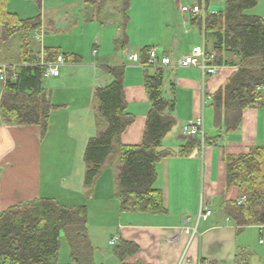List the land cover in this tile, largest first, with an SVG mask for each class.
Here are the masks:
<instances>
[{
	"label": "crops",
	"instance_id": "0c3cea01",
	"mask_svg": "<svg viewBox=\"0 0 264 264\" xmlns=\"http://www.w3.org/2000/svg\"><path fill=\"white\" fill-rule=\"evenodd\" d=\"M69 1L65 5L67 9H75L76 7L71 4L72 0ZM81 1L83 5L78 10L79 17L85 24L88 22L93 24L94 19L86 20L84 17V13H88V18H92L91 8L86 5V0ZM225 1L208 0L207 5L203 6V11L208 14L219 12L223 9ZM16 2L19 1L11 0L6 9L20 20L39 15L14 10L12 5ZM41 3L43 8L44 1L41 0ZM188 3L199 5L202 4V0H157L160 18L155 36L148 38L149 32L145 34L148 31L145 23L132 24L130 28H126V39L122 43L118 41L116 33L118 31L114 28L120 23L117 19H113L114 26L107 19L109 16L119 17V11L109 9L106 17L103 18L104 23L93 29L94 37L91 43L93 47L98 48V51L92 50V59L89 61H84L76 51H61L56 47L57 45L50 46L49 49L61 51L64 63L69 62L71 56H77L81 62L71 63L68 66L64 63L59 65L58 77L50 79L60 77V67L69 73L71 79L65 78L62 83L58 81L56 87H44L45 79H42V87L50 92L51 103L60 107L50 113L48 131L43 138L39 127L6 124L1 120L0 115V214L14 205L47 197V192L50 191L46 186L43 188L45 194H41L43 175L40 166L42 144L49 136L46 163L51 161L49 156L52 147L57 146V140L63 142L64 139L71 140L66 142L69 147L72 146L69 153L74 154L71 158L74 157L78 161L81 159L83 163L87 140L104 128V123L98 121L96 117L93 91L95 87L108 85L112 78L103 73L101 67H124V97L127 112L134 116V122L121 135L120 141L125 146L141 144L150 108L143 87V77L145 73L152 75L155 67H147L140 62L132 63L126 56L127 53L137 54L142 61L140 58L142 49L156 48L159 56H166L171 61L169 66L162 67L161 94L164 99L174 101L172 114L176 119V125L160 144L162 150L171 151L173 155L162 159L155 167L157 179L154 187L162 192L165 212L149 214L129 211L123 214V217H129L126 219L128 221L124 222L120 212V200L115 185L116 171L113 165L102 168L90 192L86 191L83 184L84 163L78 165L75 171L68 170L61 179L76 180L70 181L74 184V188L69 186L65 193L64 191L61 193L64 196L61 201L67 207L82 206L83 202L79 203V200L88 193L91 200L95 199L99 202L98 207L112 206L118 222L115 223L112 229L113 235L107 242L109 244L111 238L117 237L118 242L134 244L137 253L127 259L129 264H175L182 255L190 259L208 260L212 264H248L243 258L246 250L258 255L256 264H264V225L245 226L244 238L240 241L237 235L239 227L224 212V206L229 202L237 201L239 195L235 187L226 184L223 162L224 154L239 155L246 153L253 146H264V108L245 110L239 129L235 133L224 134L223 128L215 127L211 97L237 68L220 66L217 67L214 75L204 76L199 68L177 67V60L187 55L191 48L203 46L204 49L210 50L213 43L210 36L204 37L201 28L197 25L196 20L199 16L181 11L183 6H192L187 5ZM259 3L260 0L258 5ZM258 5L246 14L264 19L263 10L260 14L257 13ZM40 17L41 31L34 32L33 35L42 44L44 21H47L52 29L59 31L62 20L52 16L44 19L41 13ZM64 18L65 29L78 25V20ZM129 24L131 22H128L127 26ZM111 27L115 31H112ZM82 30L81 28L80 31ZM136 34L141 36L136 38L134 37ZM46 49L48 48L40 46L38 51L32 50L39 52L42 61ZM19 50V35H15L7 43H0V67H11L17 72L21 67ZM71 75L73 77H70ZM4 76L6 79V71ZM70 81L71 86H66ZM4 84L5 80L0 81V99ZM62 91L67 93V97L63 99L58 97V93ZM192 123H199L204 138L209 140L206 144L201 142L200 146L195 147L188 155L180 156L178 150L189 140L194 139L187 137L182 131L184 126ZM71 131L74 138H71ZM217 136L220 138L214 143L213 139ZM52 141H56V144H52ZM48 171L50 169L47 166L46 172ZM204 210L211 211V215L206 219L199 216ZM184 227L190 230L196 228L197 234L189 237L184 234ZM257 237L259 241H256Z\"/></svg>",
	"mask_w": 264,
	"mask_h": 264
},
{
	"label": "trees",
	"instance_id": "16d2710c",
	"mask_svg": "<svg viewBox=\"0 0 264 264\" xmlns=\"http://www.w3.org/2000/svg\"><path fill=\"white\" fill-rule=\"evenodd\" d=\"M9 0H0V43L9 42L20 36L17 72L6 67V79L0 99L1 120L18 127L37 126L43 138L49 127V116L60 107L51 103L50 92L42 87L44 66L53 64L61 52L46 49L42 61L39 52L31 49V36L41 31L40 15L20 20L6 11ZM39 6L41 0H34ZM205 0V5H207ZM96 19L107 7L119 11L121 17L119 42L126 39L129 18V0H86ZM258 0H226L219 12L197 18L205 38L213 39L207 57L211 64L236 67L211 97L213 121L224 134L238 131L243 112L247 109L264 108V96L257 88L264 86V19L246 14L256 8ZM152 48L140 51L141 65L149 66L148 54ZM73 63L81 59L71 56ZM151 67V66H150ZM100 70L112 78L106 86L93 91V101L98 121L104 128L90 137L83 152L86 191L90 192L102 168L113 165L115 185L120 200V212L161 214L165 212L162 192L154 187L157 179L156 164L173 155L162 150L160 144L167 133L176 125L174 101L162 97V67H155L152 75L145 73L143 87L150 108L140 145L125 146L120 138L133 124L134 116L127 112L124 97V67L104 66ZM220 138H214V143ZM209 139L203 138V144ZM198 138L189 140L178 150V155H188L200 146ZM225 181L235 187L245 203L237 201L224 206L225 214L236 226L243 229L248 225H264V146H253L244 154L223 155ZM238 232V231H237ZM63 233L74 264H94L93 248L87 236V212L85 206L67 207L55 200L41 198L9 207L0 214V264H57L59 238ZM137 253V247L119 241L115 255L121 264Z\"/></svg>",
	"mask_w": 264,
	"mask_h": 264
},
{
	"label": "rangeland",
	"instance_id": "374dc122",
	"mask_svg": "<svg viewBox=\"0 0 264 264\" xmlns=\"http://www.w3.org/2000/svg\"><path fill=\"white\" fill-rule=\"evenodd\" d=\"M9 0L7 4L10 2ZM19 2L13 3L12 7L14 10L21 12H24L26 14L29 13H36L37 15L41 13V15L47 18L48 16L57 17L58 19L62 20V24L59 25L60 29L59 31L52 29L47 21H44V32H43V40L42 44L35 38L34 35L31 36V49H34V51H38L39 47L41 48H50V46H55L59 48L61 51H76L81 55L84 59V61H89V59H92V50L96 49L98 51L97 47L92 46V39L94 37V30L97 26L99 27L101 24L104 23L103 18L106 17V14L109 10V6H114L113 4L108 5V7L96 18L94 19L93 24L91 22L84 23L83 19L79 17L78 10L82 7V1L81 0H72L71 4H73L75 9L69 8L67 9L66 4H68L69 0H43L44 5L42 8V3H40V6L34 1V0H18ZM68 2V3H67ZM129 9L126 13L127 17L129 18V24L127 27L130 28V25L132 24H141L145 23L146 30H148L145 33V29H143L144 33L147 34L148 32V38L154 37L155 33L158 30L157 22L160 18V10L158 8L157 0H129ZM6 4V6H7ZM160 4V3H159ZM161 5V4H160ZM169 5V4H167ZM187 5H192L188 3ZM80 6V7H78ZM166 8V4L164 5ZM11 7V9H12ZM167 10V9H166ZM173 10V9H172ZM264 11V0H260V3L257 7V13L260 14L261 11ZM7 11V9H6ZM92 9H90L91 13ZM68 15H67V14ZM22 15V14H20ZM35 15V14H31ZM67 15V16H65ZM88 13H84V17L86 20L92 19L91 17L88 18ZM112 15V13H110ZM91 16V14H90ZM66 17V19L71 20H78L77 26H71L67 27L65 29V23L63 18ZM65 19V18H64ZM108 21H111V23L115 26L114 20L117 19L118 23H121V17H112L109 16L107 18ZM73 25V24H72ZM54 26V25H53ZM83 26H85L83 28ZM96 26V27H95ZM48 27V28H47ZM126 27V28H127ZM47 28V29H46ZM83 29L80 31V29ZM112 28V27H111ZM111 28H109L111 30ZM118 32V41L121 37V31H120V24H117L115 27ZM62 29V30H61ZM115 29L112 31H115ZM152 31V32H150ZM107 31H104V33ZM141 36V35H139ZM138 34H136L134 37L139 38ZM145 36V35H143ZM58 49V50H59ZM60 51V52H61ZM71 61V60H70ZM64 63L65 65H69L71 62ZM66 67V66H65ZM60 77L57 79H45L44 80V87L49 88L53 87L58 84H56L58 81L63 82V80L66 78L67 80L71 79L69 78V73L64 71L62 67L59 68ZM72 75L73 74V71ZM70 77H73V76ZM71 81L68 82L66 86H71ZM67 93H64V91L58 93V97L63 99L66 96ZM71 138H74L73 131H71ZM50 140V136L46 138V141L43 142L42 148H41V154H42V162H41V172L43 175L42 178V195L45 194V190L43 189L45 186L48 188L50 192H47V199H52L58 202L61 205H64L61 199H64V196L61 195V193L66 190H68L69 186L71 188H74V184L70 183V181L75 180H63L61 177H64L65 174H67V171L70 169H73L75 171L78 168V165H81V159L78 161L74 157L71 158V154L69 153L70 150H72V146H68L66 142H70V139H64L63 142H58L57 140V146L52 147V152L49 156L50 162L46 163V155L48 151V141ZM52 140V139H51ZM64 143L65 145H62ZM52 144H56V141H52ZM76 153V149H73ZM64 153V154H61ZM73 159V160H72ZM50 169V171L46 172V168ZM40 172V171H39ZM46 172V175H45ZM50 174V175H49ZM64 175V176H63ZM88 193H86V196H83L79 203L82 206L86 207L87 212V236L88 239L92 245L93 253H92V261L94 263L99 264H121L120 259L115 255V247L108 244L109 238L113 235L112 229L114 228V225L116 222H118L116 219L117 217L114 216V210L112 209V206H105V207H98L99 202L97 200H91V197H88ZM80 205V204H79ZM66 206V205H64ZM122 213V217H123ZM129 217H123V221L126 222ZM244 230L240 229L237 232L238 238H240V241H243L244 236ZM242 239V240H241ZM256 241H259V237H257ZM59 250H58V258H57V264H74L70 257V250L68 247V244L66 242L65 236L63 233L60 234L59 238ZM244 252V251H243ZM243 258L248 264H256L258 262V255L255 253H250L246 250L245 253H243Z\"/></svg>",
	"mask_w": 264,
	"mask_h": 264
},
{
	"label": "built area",
	"instance_id": "2783aa9c",
	"mask_svg": "<svg viewBox=\"0 0 264 264\" xmlns=\"http://www.w3.org/2000/svg\"><path fill=\"white\" fill-rule=\"evenodd\" d=\"M205 0H202V4L199 5H192V6H183L181 8V11L184 13H189L194 16H200L204 15V6ZM37 35V34H36ZM127 59L128 61L132 63H138V55L137 54H130L127 53ZM149 62L148 65L151 67H167L171 64V61L166 56H159L158 51L156 48H152L148 54ZM65 62L64 58L62 56L57 57V60L53 64H43L40 62L42 66H44V72L42 74V79H48V78H56L58 77V67L59 65H62ZM212 57H207L205 55V50L203 46H195L191 48L190 52L181 57L177 60L176 65L180 68H190L195 67L199 68L204 76L214 75L216 73L217 67L211 64ZM5 68L0 67V81L5 80ZM258 92H261L264 96V86H260L257 88ZM183 133L190 138H198L203 143V132L200 129L199 123H192L187 126L183 127ZM245 203V197H240L237 200L238 205H243ZM211 215V211L204 210L200 212V218L206 219L208 216ZM186 223V221L184 222ZM184 234L188 235L189 237H193L197 234V230L192 229L190 230L187 227L183 228ZM118 239L117 237H113L109 241V245L114 246L117 244ZM175 264H212L208 260H202V259H190L189 257H185V255L180 256Z\"/></svg>",
	"mask_w": 264,
	"mask_h": 264
}]
</instances>
